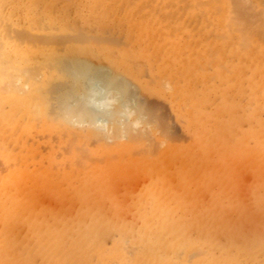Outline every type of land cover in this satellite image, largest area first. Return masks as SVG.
<instances>
[{
    "label": "bare ground",
    "instance_id": "bare-ground-1",
    "mask_svg": "<svg viewBox=\"0 0 264 264\" xmlns=\"http://www.w3.org/2000/svg\"><path fill=\"white\" fill-rule=\"evenodd\" d=\"M0 264H264V0H0Z\"/></svg>",
    "mask_w": 264,
    "mask_h": 264
},
{
    "label": "rangeland",
    "instance_id": "rangeland-1",
    "mask_svg": "<svg viewBox=\"0 0 264 264\" xmlns=\"http://www.w3.org/2000/svg\"><path fill=\"white\" fill-rule=\"evenodd\" d=\"M152 100V98H151ZM157 102L159 101L158 106H160V112L163 113V115L165 116V118L168 120L169 119V124H170V130L173 132V134L176 135V137H179L180 139H184L185 138V133L181 130V128L179 127V123L175 120L173 114L170 112V109L168 108L169 105L167 106V101L163 98L157 97L155 99ZM179 125V126H178ZM180 128V129H179Z\"/></svg>",
    "mask_w": 264,
    "mask_h": 264
}]
</instances>
